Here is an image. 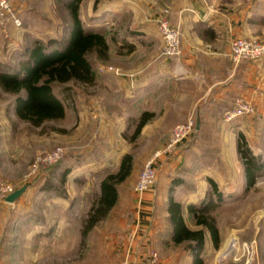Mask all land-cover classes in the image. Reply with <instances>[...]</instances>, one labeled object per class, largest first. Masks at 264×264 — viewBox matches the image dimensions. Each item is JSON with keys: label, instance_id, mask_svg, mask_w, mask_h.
I'll list each match as a JSON object with an SVG mask.
<instances>
[{"label": "rangeland", "instance_id": "obj_1", "mask_svg": "<svg viewBox=\"0 0 264 264\" xmlns=\"http://www.w3.org/2000/svg\"><path fill=\"white\" fill-rule=\"evenodd\" d=\"M11 1L13 13L22 20V24L16 25L10 14L0 18V61L4 64L18 66V60L33 38L47 40L68 34L71 16L65 0ZM169 1L80 0L79 14L83 24L105 34L109 57L103 59L96 53L91 54L96 74L93 83L71 80L54 84L55 93L66 106L63 118L38 126L31 124L17 115L15 95L0 85V175L12 182L16 189L27 185L16 201L0 200V264H129L127 258L118 259L123 256L131 216L129 209L121 208L135 205V197L141 196L134 186L145 163L157 151L166 148L177 124L191 118L195 123L192 133L176 149L167 150L158 159L156 182L146 192L156 190L165 195L170 181L180 179L183 185L175 188L177 197L183 199L185 205H198L213 192L209 178L220 179L217 183L226 196L209 207L216 219L219 240L216 245L210 231H205L209 236L201 252L204 264H244L246 255H241L248 248L242 245L244 241L253 242L254 247L248 264H264V172L247 188L238 148V137L244 133L253 153L264 161V111L259 108L264 103L258 106L253 99L235 97L219 110L218 116L201 119L202 127L199 129V117L195 111L184 119L178 114L181 85L159 89V93L163 92L164 101L162 98L153 104L152 101H143L131 107L127 102L128 86L124 87L122 82L119 85V77L131 80L139 66L140 76L149 68L145 64L146 55L140 51L131 52V45L138 42L150 44L160 51V57H168L163 52L159 17L167 19L173 27H179L183 35L181 0H175V4ZM134 2H140L145 13L149 9L156 15L161 38L158 36L150 43L142 35L145 24L139 16L136 17L137 8H130ZM151 2L154 4L150 5ZM210 3L217 6L223 15L233 17L240 15L243 0ZM236 37L264 40V37L256 35L234 34L231 48ZM229 57L238 65L245 60L261 59L264 54L237 61L230 50ZM169 58L175 63L173 73L181 81V53L177 58ZM239 98L250 101L254 111L226 119L225 112L238 104ZM165 106L167 110L163 108ZM169 106H173L171 112ZM145 107L154 108V115L134 135ZM58 147L64 149L58 161L41 165L33 171L32 165L39 153ZM127 153L133 155V168L118 184L116 203L94 223L87 236L82 235L91 207L100 196L101 181L119 170ZM65 171H68L66 179L62 180ZM48 182L51 183L50 188ZM185 190L192 194L184 197L181 191ZM213 197L217 201L215 194ZM158 205L165 212L168 206L165 197ZM190 214L189 218H192ZM186 244H176L172 248L177 253L174 256L178 255L180 259L181 248L189 250ZM146 264H152L151 259ZM155 264L161 262L158 260Z\"/></svg>", "mask_w": 264, "mask_h": 264}, {"label": "crops", "instance_id": "obj_2", "mask_svg": "<svg viewBox=\"0 0 264 264\" xmlns=\"http://www.w3.org/2000/svg\"><path fill=\"white\" fill-rule=\"evenodd\" d=\"M212 1L217 3V0L210 2ZM153 2L150 5H153ZM210 2L207 0H181L183 31L181 81L173 73L175 63L172 59L160 57V51L151 47L150 44L142 45L139 42H134L136 45L132 46L131 52L140 51L145 54L147 57L145 64L149 68L144 75L140 76L138 72L141 70V66H139L135 71L134 79L131 78L127 81L121 77H119L120 80L118 79L119 85L122 82L124 87L128 86L127 102L130 107L137 106L143 101H152V104L161 98V101H164L163 92L159 93V89H164L165 86L171 89L175 84L181 85V109L178 114L181 115V119H184L190 112L195 111L199 117L197 128L200 129L202 127L201 119L218 116L219 110L225 104L232 102L235 97L244 96L253 99L258 106L260 103H264V57L258 60H245L238 65L234 64L229 57L231 39L234 34L264 37V0H243L240 15L236 14L233 17L227 14L223 15L217 6ZM139 3H132L130 8H137L136 17L139 16L145 24L142 35L152 43V39L158 36L161 38L155 21L156 15L154 16L149 9L145 10V13L142 4ZM169 3L175 4L176 2L171 0ZM196 3L206 9L204 16L200 14ZM140 7L141 10L138 11ZM115 79L117 80L116 76ZM169 107V112H171L173 106ZM163 108L167 110L166 106ZM259 108L261 111L263 108L264 111L263 105ZM144 109L152 112L155 110L148 107ZM215 180L221 181L217 178ZM182 181L180 179L173 181L172 179L165 195L162 191H148L138 199L135 197V205L132 208H121L126 211L129 209L131 216H129V233L124 244L123 256L118 259L127 258L129 264H146L151 259V252L157 250L161 264H178L180 261L181 264L195 263V255L190 249L181 248L180 259L177 258L178 255L174 256L177 253L173 252L172 248L180 243L173 240L168 206L165 212H162L158 205L164 197L168 202L172 194L182 204V213L186 224L190 228L201 227L197 225L194 215L189 210L190 204L185 205L184 200L177 197L175 188L182 186ZM181 193L184 197L192 194L187 190L181 191ZM190 213L193 215L192 218H189ZM206 232L205 244H207L209 236V232ZM66 238H68V232ZM184 243L186 241L181 242V244ZM200 255L202 256V254Z\"/></svg>", "mask_w": 264, "mask_h": 264}, {"label": "trees", "instance_id": "obj_3", "mask_svg": "<svg viewBox=\"0 0 264 264\" xmlns=\"http://www.w3.org/2000/svg\"><path fill=\"white\" fill-rule=\"evenodd\" d=\"M71 16L68 34L62 37H50L45 40L37 37L25 49L18 60L19 65L4 64L0 61V85L9 93L15 95V110L19 117L33 125H42L49 120L63 118L66 113L64 101L55 93V83H66L76 80L90 84L95 80L94 60L92 53L100 58L109 57V43L104 33L85 27L79 14L80 0H65ZM133 45H131L132 48ZM154 115L145 110L136 125L138 134L146 122ZM238 148L244 164L247 188L254 184L258 175L264 172V161L260 155L253 153L244 133L238 137ZM133 155L123 156L120 168L116 173L108 174L101 181V193L91 207L90 218L84 225L83 235L100 218H103L118 199V184L123 182L132 172ZM68 171L63 174L66 179ZM212 194L204 197L198 205L190 204L189 210L194 215L196 223L201 227L192 229L184 219L182 204L171 194L168 210L172 223L173 240L177 243L186 241V246L195 255L194 264H204L200 255L205 245V231L209 230L214 243L219 240V230L215 217L209 211L225 198L222 190L213 178H209ZM48 188L51 183L48 182ZM217 196V201L213 197Z\"/></svg>", "mask_w": 264, "mask_h": 264}, {"label": "built area", "instance_id": "obj_4", "mask_svg": "<svg viewBox=\"0 0 264 264\" xmlns=\"http://www.w3.org/2000/svg\"><path fill=\"white\" fill-rule=\"evenodd\" d=\"M9 14L16 25L22 24V20L13 13L12 1L0 0V18H3ZM157 21L159 24V30L164 39V54H166L168 57L177 58L180 53L182 54V36L180 28L173 27L169 21L162 16L159 17ZM231 54L232 57L237 61L244 58L260 57L264 54V40L261 41L256 39H248L245 37H236L232 41ZM177 67L179 66L177 65ZM177 67L175 69H177ZM239 99V102L237 101L238 104L236 103L232 108L225 112L226 119H232L254 111V105L250 101L245 100L244 98ZM194 125L195 123L191 118L186 122L177 124L173 128L166 148L157 151L151 158H149L141 170L139 178L134 186L137 194L142 196L144 192L149 190L155 184L157 179L156 166L158 159L163 153H166L167 150L173 151L180 143L185 141L192 133ZM63 154L64 149L60 147L51 151H47L46 153H39L32 165L33 171L37 170L41 165L55 163L62 157ZM15 190L16 186L0 175V200L5 199L7 195ZM242 245L248 246L247 250L244 251L243 255H241V257L246 255L244 264H248L254 253L253 242L244 241ZM158 260V253L153 251L151 255L152 264L158 263Z\"/></svg>", "mask_w": 264, "mask_h": 264}, {"label": "water", "instance_id": "obj_5", "mask_svg": "<svg viewBox=\"0 0 264 264\" xmlns=\"http://www.w3.org/2000/svg\"><path fill=\"white\" fill-rule=\"evenodd\" d=\"M195 5L198 8L200 14L204 16L206 14V9H204L203 7H201L197 3ZM26 188H27V185L22 186V187L16 189L15 191H13L9 195H7V197L5 198V200L8 201V202H14V201H16L24 193V191L26 190Z\"/></svg>", "mask_w": 264, "mask_h": 264}]
</instances>
